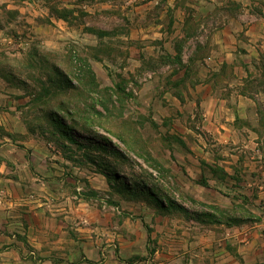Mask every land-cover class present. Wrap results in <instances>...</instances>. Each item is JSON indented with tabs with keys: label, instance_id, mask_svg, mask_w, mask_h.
Returning <instances> with one entry per match:
<instances>
[{
	"label": "rangeland",
	"instance_id": "obj_1",
	"mask_svg": "<svg viewBox=\"0 0 264 264\" xmlns=\"http://www.w3.org/2000/svg\"><path fill=\"white\" fill-rule=\"evenodd\" d=\"M175 1L0 0V118L12 125L15 110L31 136L7 174L23 193L0 191V201L14 202L4 210L23 232L13 231L36 238L52 264L83 262L67 256L80 245L99 252L94 264H250L247 253L263 249L264 0L215 3L205 22L179 20ZM224 10L241 14L231 24L243 41L225 55L240 64L210 80L220 96L255 99L246 116L216 117L230 130L190 89L207 79L192 60L218 57L204 37L227 22ZM33 247L21 253L40 264Z\"/></svg>",
	"mask_w": 264,
	"mask_h": 264
},
{
	"label": "crops",
	"instance_id": "obj_2",
	"mask_svg": "<svg viewBox=\"0 0 264 264\" xmlns=\"http://www.w3.org/2000/svg\"><path fill=\"white\" fill-rule=\"evenodd\" d=\"M227 1H236L241 2L246 0H189L190 9L188 10V13L185 12V7L183 3V0H179L178 3L175 1L177 11L181 10V14H179L178 18L179 20H183L187 18L188 16H191L192 18L196 19H204L205 20L211 15V9L215 6L214 4H222L223 2ZM225 11V15L227 18V22H222L223 25L216 27L214 30H212L210 33H205V44H208L210 49H213L216 51L218 57L215 58H201V59H194L192 60L193 63L198 66L201 65L202 68H204V75L206 76V80L201 82L202 87L201 88H191L192 90H195L197 94L200 95V104L204 107L207 102H212L213 109L208 110L210 118L214 119L213 122L216 125L227 127V129H231L233 126L228 123H222L220 119L216 120V117H218L219 114L222 113L223 110H227L232 114V119L234 120L237 116H246L247 114L251 113L252 111V103L255 105V99L253 96H250L248 94H234V90L231 92L230 97L228 96H220V92H218L217 89H215L216 83L211 79L210 76L214 72L222 71L221 67L223 65L231 66L235 65L236 63L240 64V61L237 59H232L225 57V55L231 54L230 52L234 51L237 47V44L240 43V41H243L239 38L240 33L237 31L234 24H231L232 22L236 23L237 16L241 17V14L237 13H228V11ZM55 17H61L60 15H54ZM65 18V15L64 17ZM229 19V20H228ZM238 22V21H237ZM240 24V22H239ZM205 25V23H204ZM204 25L201 24V27L204 28ZM201 30V29H200ZM207 28L203 29V31H206ZM250 27L247 28L245 31L246 34L250 33ZM177 32L181 33V35H186V31L181 29L179 31L176 29ZM185 39H192L190 35H186ZM252 38L247 39V42L244 41V46H250L252 42ZM254 41V40H253ZM260 42V43H259ZM264 43V13L257 11V47L260 48ZM181 61H185V59H181ZM210 72V73H209ZM206 88V91H202ZM236 92V91H235ZM257 100L261 98V100H264V92L260 91L256 95ZM258 108L261 110H264V103L263 106H258L257 101V127L261 125V122H259V116H258ZM4 113H8L4 111ZM17 112L14 110L13 112H9V115L14 120V123L11 125L9 122L3 121L0 118V126H4L9 134L4 135L0 137V191H3L5 194H13L15 192L17 193H23V186L21 185V177L17 175H7L8 171L12 172V169L14 172H17L18 170V163L21 162V152L19 150V145L17 143H24L26 147H29L30 144V135H27V132L25 129L22 128V121L20 117L16 114ZM10 134H15L19 139H13ZM23 135V139L21 140V135ZM247 142V140H245ZM249 142V141H248ZM256 144V143H255ZM8 150H12V154L8 153ZM11 162L15 165L12 167L6 166L7 164L11 165ZM22 164V163H21ZM24 164V163H23ZM12 168V169H11ZM17 190V191H16ZM2 192V193H3ZM257 194H260L261 196L264 195V137L258 134L257 132ZM14 203V202H13ZM12 200H9L6 204L2 203L0 201V208L3 212V217L0 220V264H39L37 263V260H32L29 257L23 255L22 249L23 247L28 243L29 245L34 246V251L38 252L36 248H38L39 256H45L43 262L40 264H52V262L47 258V254H45V251L41 249L40 246H38V241H36V238H33L31 235H27L26 237L19 236L15 233V229L22 234V227L18 222L11 221L9 218H7V212L4 210L7 208V206H10V204H13ZM8 204V205H7ZM18 223V224H17ZM257 226H264V221H260L257 223ZM262 240L264 241V234H262ZM84 243V242H83ZM28 246V245H27ZM257 247V246H256ZM263 249H256L252 252H248V256H250L251 261L250 264H256L258 260L264 258V246ZM258 250V251H257ZM33 251V250H31ZM33 251V252H34ZM84 255L83 258L85 260L83 262H79V264H88L92 263L94 264L96 260L100 257L99 252L93 251L90 248L86 247L85 245H80L77 247V250L75 252L70 253L68 252V257H80L81 255ZM244 258H246L245 255H243ZM35 258V257H34ZM64 263V261L62 262Z\"/></svg>",
	"mask_w": 264,
	"mask_h": 264
}]
</instances>
